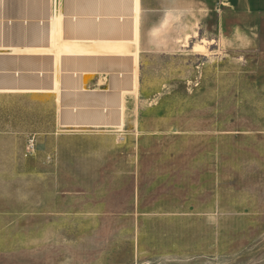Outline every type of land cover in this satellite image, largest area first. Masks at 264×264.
I'll use <instances>...</instances> for the list:
<instances>
[{"label": "rangeland", "instance_id": "obj_1", "mask_svg": "<svg viewBox=\"0 0 264 264\" xmlns=\"http://www.w3.org/2000/svg\"><path fill=\"white\" fill-rule=\"evenodd\" d=\"M207 40L146 55L130 126L61 169H37L53 112L0 101V264H264V59Z\"/></svg>", "mask_w": 264, "mask_h": 264}, {"label": "crops", "instance_id": "obj_2", "mask_svg": "<svg viewBox=\"0 0 264 264\" xmlns=\"http://www.w3.org/2000/svg\"><path fill=\"white\" fill-rule=\"evenodd\" d=\"M201 36L264 59V0H0V101L36 100L53 112L36 140L37 169H61L68 143L103 142L130 126L146 55ZM56 194L44 191L40 214H54ZM69 207L76 212L75 199Z\"/></svg>", "mask_w": 264, "mask_h": 264}]
</instances>
